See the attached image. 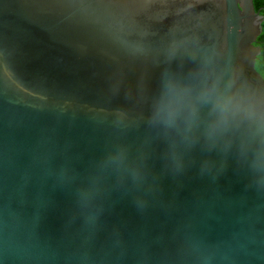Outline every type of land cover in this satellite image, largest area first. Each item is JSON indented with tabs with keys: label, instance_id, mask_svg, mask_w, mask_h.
Wrapping results in <instances>:
<instances>
[{
	"label": "water",
	"instance_id": "95a60500",
	"mask_svg": "<svg viewBox=\"0 0 264 264\" xmlns=\"http://www.w3.org/2000/svg\"><path fill=\"white\" fill-rule=\"evenodd\" d=\"M263 23L254 0H0V264H264V170L210 145L202 96L264 82Z\"/></svg>",
	"mask_w": 264,
	"mask_h": 264
},
{
	"label": "clouds",
	"instance_id": "9594fccd",
	"mask_svg": "<svg viewBox=\"0 0 264 264\" xmlns=\"http://www.w3.org/2000/svg\"><path fill=\"white\" fill-rule=\"evenodd\" d=\"M202 96L214 100L206 131L210 145L230 147L235 143L242 156L252 153L255 167L264 170V82L238 93L221 91L211 85ZM174 103L176 106L173 102L162 106L158 113L166 122L175 120L179 113V92Z\"/></svg>",
	"mask_w": 264,
	"mask_h": 264
},
{
	"label": "trees",
	"instance_id": "16d2710c",
	"mask_svg": "<svg viewBox=\"0 0 264 264\" xmlns=\"http://www.w3.org/2000/svg\"><path fill=\"white\" fill-rule=\"evenodd\" d=\"M256 11L260 12L264 16V0H254ZM256 46L260 47L262 52L257 59L256 69L264 78V23H263V32L258 38Z\"/></svg>",
	"mask_w": 264,
	"mask_h": 264
},
{
	"label": "flooded vegetation",
	"instance_id": "af4514ba",
	"mask_svg": "<svg viewBox=\"0 0 264 264\" xmlns=\"http://www.w3.org/2000/svg\"><path fill=\"white\" fill-rule=\"evenodd\" d=\"M258 47V46H257Z\"/></svg>",
	"mask_w": 264,
	"mask_h": 264
}]
</instances>
